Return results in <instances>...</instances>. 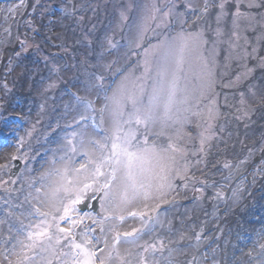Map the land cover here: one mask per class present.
<instances>
[{
  "label": "rangeland",
  "instance_id": "obj_1",
  "mask_svg": "<svg viewBox=\"0 0 264 264\" xmlns=\"http://www.w3.org/2000/svg\"><path fill=\"white\" fill-rule=\"evenodd\" d=\"M23 4L19 12L15 10L22 3L13 9L0 6V45L7 50L0 58V135L7 130L1 126L7 114L23 113L30 119L19 145L7 148L4 158L0 152V193L6 187L26 193L31 200L22 197V203L31 208L32 201V214L31 209L26 213L32 220L26 227L15 223L22 232L12 240L10 261L1 250L4 236L12 230L0 233V264L48 260L71 264L75 250L69 240L57 244L55 239L33 235L43 231L41 213H50V223H55L52 215L63 214L62 206L54 212L49 204L51 190L61 182L56 170L66 165L71 179L73 169L87 164L88 171L80 176L82 180L90 176L94 165L88 160L99 162L107 154L100 145L110 146L111 97L120 90L127 103L122 119H127L131 104L126 98L140 96L146 104L162 82V67L167 69L165 89L173 74L176 77V102L167 116L162 107L158 110L160 120L155 124L133 127L141 140L148 137L149 145L171 143L180 149L174 153L171 186L162 195L153 191L148 199L139 197L117 206L111 193L105 195V178L100 177L81 200L102 192V210L96 216L82 215L75 206L74 218L80 223L73 235L81 242V232L90 230L95 264L101 260L109 264L110 256V264H264V0H135L134 4L24 0ZM26 47L30 53L24 52ZM181 47L183 60L177 67ZM44 50L56 55L48 57ZM80 119L72 131L58 127ZM46 131L52 143L43 148L49 153L40 167L41 186L33 190L22 176L11 177V160L33 155ZM201 179L212 182L202 187ZM18 180L22 186L15 183ZM196 188L201 189L200 196L185 199ZM171 198L181 199L179 205L175 201L161 224L146 229L139 214L151 213ZM133 229L140 231V237L125 238L123 234ZM54 233L53 228L50 234ZM49 246L57 255L63 251L69 257L57 259L43 251Z\"/></svg>",
  "mask_w": 264,
  "mask_h": 264
},
{
  "label": "snow or ice",
  "instance_id": "obj_2",
  "mask_svg": "<svg viewBox=\"0 0 264 264\" xmlns=\"http://www.w3.org/2000/svg\"><path fill=\"white\" fill-rule=\"evenodd\" d=\"M178 51L177 67L183 60L182 47ZM166 74L167 69L162 67L159 72L162 82L160 86L153 88L146 104L140 96L130 95L126 98L127 102L131 104V111L127 112V119H122L127 108L125 97L121 95L119 89L113 94L111 97L114 106L113 131L112 135L107 138L110 141V146L109 143L100 145L102 149L106 150L107 154L103 155L99 162L88 160V164L94 165L90 176L84 177L83 180L80 176L81 171H88L87 164H81L80 168L73 169L75 175L71 179H69V169L66 165L62 170H56L61 182L51 190L49 204L54 212H59L62 206L63 214L59 217L52 215L51 219L55 223H50L47 219L50 213H41L45 217L43 231L33 235L42 240L52 241L55 239L57 244L60 243L61 239L69 240L71 249L75 250L70 255L71 264H95L96 252L90 247L92 240L88 239L90 230L85 229L81 232L83 239L81 242H77L73 235V229L80 223L78 218H74L75 206L80 203L84 194L94 184L98 183L100 177L105 178L103 185L105 195L108 196L111 193V199L117 206L130 203L139 197L148 199L153 191L162 195L163 190L171 186L169 178L175 166L176 157L174 153L179 152L180 149L171 143L167 147L156 144L149 145L148 137L145 136L141 140L138 136V128L133 127L134 124L136 126L144 125L145 127L149 123L155 124L160 120L158 110L161 107L165 116L171 111L173 104L176 102V77L173 74L168 88L165 89L163 78ZM95 143L100 144L99 141ZM85 155L87 156L88 153L86 152ZM104 168H107L106 173L102 171ZM89 179L91 183L86 182ZM61 193L64 195L61 196ZM64 199L68 200L67 204L63 203ZM131 215L135 216L137 213H131ZM139 215L143 217L144 214L140 213ZM119 219L123 220L124 217L120 216ZM60 221L68 223L70 227H60ZM53 228L55 233L50 234V230ZM135 232L136 230L133 229L132 233L126 232L123 235L127 238ZM120 239L121 236L117 233L116 242L118 243ZM43 251L48 252L57 259L61 256L69 257V253L63 251L57 255L55 248L51 246L43 249ZM110 259L111 256L109 257V264ZM46 264H52L51 260H48ZM61 264H66V261H62ZM100 264H105V261L101 260Z\"/></svg>",
  "mask_w": 264,
  "mask_h": 264
},
{
  "label": "bare ground",
  "instance_id": "obj_3",
  "mask_svg": "<svg viewBox=\"0 0 264 264\" xmlns=\"http://www.w3.org/2000/svg\"><path fill=\"white\" fill-rule=\"evenodd\" d=\"M7 53V50L3 49L2 46L0 45V58L3 57ZM258 181V178L257 180ZM10 219L5 218L4 222L0 225V232L5 231L7 228L11 229V224H10Z\"/></svg>",
  "mask_w": 264,
  "mask_h": 264
}]
</instances>
